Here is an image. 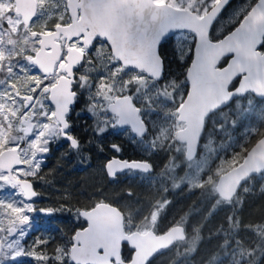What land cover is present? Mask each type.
Segmentation results:
<instances>
[{
    "label": "trees",
    "instance_id": "16d2710c",
    "mask_svg": "<svg viewBox=\"0 0 264 264\" xmlns=\"http://www.w3.org/2000/svg\"><path fill=\"white\" fill-rule=\"evenodd\" d=\"M170 1L184 5L181 6L183 8L186 6L198 15L214 3V0H193L191 2L194 4L188 5L178 2L180 0ZM255 1L233 0L229 3L214 22L210 39L218 40L229 33ZM45 27L52 29L53 25L48 23ZM0 30L10 44H6L5 40L3 44L8 46H0V52L9 53V58L20 57L17 40L22 39L25 32H11L2 17ZM180 33L170 37L171 44L161 50L164 78L158 82L150 81L153 84L149 87L150 91H154V85H164V91H167L174 84L184 81L192 59L194 34L190 31ZM180 36L183 41L178 40ZM95 49L100 51L101 63L111 59L103 44L97 45ZM260 49L264 52V38ZM21 55L24 56L23 53ZM225 61L223 59L220 65ZM85 67L90 68L88 64ZM127 75L126 71L118 69L115 78L118 90H125ZM104 108L105 105H102V116L96 118L87 114L68 116L72 125L70 130L75 132L81 144L75 152L70 150L69 144L64 142L58 131L51 132V128L46 126L44 130L36 128L33 131L32 134L40 132L39 135L46 136V147H50L51 151L45 152L34 174L22 173L25 164L22 169L15 170L14 175L31 180L37 193L34 201L24 200L20 189L2 172L6 178L5 183L0 184V217H5L0 220L3 229L15 218L18 207L8 205L6 210L5 203H33L35 208L52 211L49 216H40L36 223H25L24 227L29 229L22 245L27 255L6 259L2 264H60L58 257H63V264H74L69 258L73 236L86 226L79 211L93 207L102 199L117 206L123 213L126 232L152 228L154 232L161 233L172 225H184L186 238L158 253L147 264H264V172L255 173L247 179L230 201L222 200L214 187L218 176L240 163L248 149L264 135V99L248 93L232 101L221 114L211 115L205 124L196 159L192 162L196 165L187 169H175L170 161H162V157L155 160L159 142L151 140L149 136L144 147L136 143L129 145L124 133L120 134L123 138H112L110 135L107 140L104 136H97L94 122L97 125L114 123L112 115H108ZM150 120L154 124L165 122L155 115ZM53 123L56 125L54 120ZM82 125L89 132L86 141V131H82ZM14 126L11 130L5 129L6 141L0 151L9 146H18L24 151L30 145V136L22 133L19 126ZM110 144L122 148L121 152H112L123 158H133V150L142 152L140 157L151 162L152 170L147 173L129 171L128 176L109 181L102 170L96 148L102 145L106 147L105 152H110ZM89 156L90 160L87 159ZM172 169L174 172L171 174ZM195 174L199 175V181L195 184L190 185L188 181L177 184L178 177L182 179ZM168 201L170 203L166 209L161 211L160 206ZM154 213L158 215L155 221ZM131 254L132 251L124 245V260L128 261Z\"/></svg>",
    "mask_w": 264,
    "mask_h": 264
},
{
    "label": "water",
    "instance_id": "95a60500",
    "mask_svg": "<svg viewBox=\"0 0 264 264\" xmlns=\"http://www.w3.org/2000/svg\"><path fill=\"white\" fill-rule=\"evenodd\" d=\"M14 5L15 13L28 28L36 15L37 1L14 0ZM66 5L70 16L68 24L56 26L51 32H34L40 40L31 62L43 76L52 74L60 55L57 39L63 36L67 42L82 37L81 43L86 48H90L95 40L103 41L123 67L143 71L157 80L161 73L156 55L158 43L178 32L194 34L192 59L185 75L189 90L178 112V119L185 123V127L177 131L175 137L176 141L186 144V160L197 156L205 119L210 113L247 93L264 99V52L260 49L264 38V0H256L240 22L218 40L210 39V31L226 8L224 0H216L201 15L189 8L154 0H66ZM30 37H34L33 32ZM66 52L63 70L67 75L59 77L49 94L60 132L74 102L73 71L84 59L83 53L75 46H68ZM223 58L227 60L220 66ZM234 80H237L236 85L229 89ZM30 100L31 97L26 96L25 105ZM113 107L125 109L127 115H117L112 111ZM108 111L117 120L125 121L117 123L118 127L129 126L135 134L146 126L130 96H120L110 102ZM189 156L194 158L189 159ZM23 166L18 146L0 151V171L19 187L25 200L34 201L37 193L32 182L14 175V170ZM126 169L133 168L122 171ZM122 171H115V175ZM262 172L264 135L248 149L240 163L218 176L215 191L222 200L230 201L247 179ZM51 213L46 209L36 211L38 215ZM79 216L86 221V226L73 236L69 258L74 264H147L155 255L186 238L185 227L181 224L162 233L152 229L126 232L123 213L109 203L101 202L90 209H82ZM17 224L21 225L22 221ZM14 233L15 228H9V234ZM124 245L132 251L128 261L121 258Z\"/></svg>",
    "mask_w": 264,
    "mask_h": 264
},
{
    "label": "flooded vegetation",
    "instance_id": "af4514ba",
    "mask_svg": "<svg viewBox=\"0 0 264 264\" xmlns=\"http://www.w3.org/2000/svg\"><path fill=\"white\" fill-rule=\"evenodd\" d=\"M46 2H47V0H46ZM52 2H54L55 6H56L54 11H57L59 13V15H61V17L57 20H54L53 18L47 19L45 26L48 25V23H50L53 25L52 29H48L45 27L43 29V31H38V30H36V28H34V29L32 28V23L34 20H36V16L40 10V4H37L36 15L31 20L29 27L25 28L24 25H22L23 26L22 30L25 32L26 35H28L29 39L33 40L35 43L34 53L39 48L40 37H39V35H36V36L31 38L30 33H32V32L33 33L34 32H37V33L51 32V31L55 30V27L57 25H66L70 22V16H69L67 5H66V0H61L60 2H56V0H52ZM13 3H14V0H13ZM179 8H183V7H179ZM45 9H46V12H45L46 15L52 13L51 8L48 9L46 7ZM18 17L20 18L21 23L23 24L21 16L18 15ZM178 33H180V32H178ZM178 33H175L171 37H174ZM81 38L82 37L76 38L70 42H67L63 36H60L57 39V41L60 44L59 58L54 65V69L52 71V74L49 76H44V79L46 80L47 83H49V86H50L47 96H48L49 106L53 110V114H54V107H53L52 102L49 99L50 90H51L52 86L57 82L59 77L67 75V72L65 70H63V66L66 64V54H67L66 48L68 46H75L76 48H78L83 53L84 59L78 65V67L76 69H74V71H73L74 81L72 83V91L75 93V97H74V102L72 103V105L69 108L68 113L66 114L67 122H69L68 116L70 114H74V115L87 114V115H90L87 111L88 108L93 109V111L99 113V116H102V111H103L102 105L103 106L105 105L104 109L106 110V113L108 115H112V119H114V123H99L98 124V126H106L108 129V131L105 134L101 135V136H104L105 140H107L110 135L112 136V138H114V137L123 138L121 135L124 133V135H125L124 137H126L128 139L129 145L132 143H136L140 147H144L145 142L148 140L146 138L149 136L151 140H156L157 142H159L158 150L154 154L155 160H159V158L162 157L163 158L162 161H164V162L170 161V164H173L175 169L176 168L177 169H181V168L187 169L188 167H190L192 165V162H194V160L196 158H194L193 160H186V158H185L186 144L178 142L175 139L177 131H179L185 127V123L178 119V112H179V109H180L181 105L183 104V102L187 96L188 90H189V83L186 79V76H185L184 81H182L181 83L176 84V85L174 84L175 86L173 85V87H171L167 91H164V88H165L164 85H157V86L154 85V88H153L154 91H150L149 87L152 84L151 82H158L161 79L160 80H154V79L150 78L143 71H139L135 68L123 67L121 62H119L118 60H116L114 58L111 50L109 49L108 45L105 42L100 41V40H95L90 48H86L81 43ZM99 44H103L106 47V49L108 50L106 53L109 54V56L111 57L112 60L108 58V60H105L102 63L99 61L100 51H99V49H95V47ZM34 53H33V55H34ZM223 59L227 60V58H223ZM190 62H191V60H190ZM190 62H189V64H190ZM225 62H224V64H225ZM85 64H88L90 68L85 67ZM220 66H222V65H220ZM97 67H101V68L103 67V69H96ZM36 69H37V67H36ZM118 69L120 71L124 70V71H126V73H128L127 77H125L126 78V84H125V90L124 91L123 90L121 91V89L118 90L117 86H116L115 78H116V73L118 72ZM39 74L42 75L40 72H39ZM185 75H186V73H185ZM234 82H235V84L233 85ZM236 82H237V80H234L232 82V84L230 85L229 89L233 88L236 85ZM152 86H153V84H152ZM116 91L117 92L120 91V93L117 94ZM114 93H116V95ZM105 94L110 99L109 101H105V99H104ZM120 96H130L134 106L139 109V116L147 127V132L142 137H138L137 134H135L132 131L131 127H129V126L118 127L117 122H116L117 117L115 115L109 113V111H108L109 103L112 102L113 100H115L116 98L120 97ZM30 97L32 99V96H30ZM237 98H241V97H237ZM237 98H234L232 101H234ZM230 103L228 105H226L224 108L216 109L215 111L210 113L207 116V118L205 119V124H206L207 120L211 117V115H213L215 113L221 114V112L223 110H225L230 105ZM24 105H25V101H24ZM162 114L166 117H164ZM154 115L157 116L159 119L161 118V120L163 119L165 122H162L160 124L151 123L150 119ZM53 117H54V115H53ZM54 121L56 122V126H57L55 131L56 132L58 131L59 135L62 137V134L59 130L60 126L57 123V121L55 120V118H54ZM102 121L105 122L104 119H102ZM69 131L72 135H74L76 137V134L74 131H72V130H69ZM82 131L83 132L86 131V135H85L84 139H85V141L88 140L89 139V132H88V130L84 129L83 125H82ZM116 131H119V132L116 133ZM78 133H79V131H78ZM112 145H116V144H110V147L112 149V150H109L110 152H105L106 147H103V149H104L103 153L101 151H99L98 148H96V152L99 155L98 158L101 159L102 170L104 171V174L109 181L114 180L115 178H117L119 176H123V175L128 176L130 174L129 171H138L141 173L150 172V171L143 172L141 170L126 169L122 172L117 173L115 175V178H110L107 174L106 169H105V165L109 160L114 159V158H117L119 160H125V161H146V162L150 163L151 170H152L151 162L148 161L147 159L143 158V157L142 158L140 157V155H142V152L138 153L137 151L133 150L132 151V154L134 155L133 158L132 157L123 158V157L118 156L115 152H112V151H114L112 148ZM101 202L109 203V202L104 201L102 199V200L98 201L96 204L101 203ZM109 204H111V203H109ZM40 209H45V208H38V207L35 208V206H34L31 219L27 220V222L22 221L21 225L17 224L19 222L18 221L16 223V226L17 227H24L25 223H32V222L36 223V222H38L40 216H45L44 214H40V215L36 214V211L40 210ZM46 210H49V209H46ZM83 210H85V209H83ZM46 216H49V215H46ZM150 229H152V228L145 229L141 232H144V231H147ZM7 232L9 235V229ZM7 232L4 231V232H1V234H0V248H1V250H0V264L3 263L1 253H2V246H4L3 239H4V236L7 235ZM9 236H11V235H9Z\"/></svg>",
    "mask_w": 264,
    "mask_h": 264
},
{
    "label": "rangeland",
    "instance_id": "374dc122",
    "mask_svg": "<svg viewBox=\"0 0 264 264\" xmlns=\"http://www.w3.org/2000/svg\"><path fill=\"white\" fill-rule=\"evenodd\" d=\"M37 4H40V10L36 16V20L32 23V28H36L38 31H43L45 28V23L47 19L53 18L57 20L61 17L57 11H54L56 6L52 0H36ZM61 0H56L60 2ZM155 2H168L176 7H181L184 5L172 3L170 0H154ZM193 0H180L178 2H185L188 5H193L191 2ZM202 1V0H200ZM214 0L213 2H215ZM13 0H0V18H4L8 23V28L11 32L16 33L18 30L22 31L23 26L20 25L21 20L14 11ZM51 8L52 13L46 15L45 8ZM185 8H188L185 6ZM23 25V24H22ZM179 35H182L181 33ZM178 35V36H179ZM177 37L178 40L183 38ZM22 39H18V49L19 56L18 58H9V53L0 52V147H2L6 141L5 129L11 130L13 127L19 126L22 133L28 134L30 136V145L25 148L24 151L19 149L22 159L24 160V168L22 170L23 174H34L40 161L43 160V155L45 152L41 149L46 147V136H41L38 134H32L35 129H45L46 127L51 128V132H55L56 125L53 123V110L49 106L48 101V90L49 83L46 82L44 76H41L37 71L36 67L31 62V57L35 51V43L33 40L29 39L28 35L24 33L21 36ZM6 40L8 44L9 40L4 35V32L0 30V46H8L3 43ZM16 42V41H15ZM11 49V53H12ZM17 51H15L16 54ZM23 53L24 56L21 55ZM4 68H3V66ZM4 72V73H3ZM32 96V99L27 102V105H24L25 97ZM105 101L110 99L105 94ZM37 116V117H36ZM33 117H36L33 119ZM53 119V120H52ZM32 130L30 133L29 130ZM21 137L20 134H18ZM10 147V146H9ZM25 157V158H23ZM196 163L191 166H195ZM20 168V169H22ZM197 169H195V172ZM174 172V169L171 170V174ZM15 174V173H14ZM199 175H191L184 178L178 177V183L182 184L185 181H188L189 184L193 185L199 181L197 178ZM191 178L192 180H190ZM6 178L0 171V184H4ZM24 199V198H23ZM25 200V199H24ZM28 201V200H26ZM31 202V201H29ZM11 205L12 207H17L15 218L9 221L6 225V228L3 229L2 222L0 223V234L1 232L8 231L9 228H15V233L12 236H4L2 246V260H12L18 259L22 256H25V251L22 245V241L25 237L29 228L17 227L16 223L20 220L27 222L31 219L32 211L34 204L26 203L23 205H16L11 203H5L4 206L7 207ZM2 216V215H1ZM5 217H0V220ZM3 221V220H2ZM27 255V254H26Z\"/></svg>",
    "mask_w": 264,
    "mask_h": 264
},
{
    "label": "snow or ice",
    "instance_id": "6c2138e0",
    "mask_svg": "<svg viewBox=\"0 0 264 264\" xmlns=\"http://www.w3.org/2000/svg\"><path fill=\"white\" fill-rule=\"evenodd\" d=\"M230 3V0H224V7H227ZM222 10V9H221ZM57 27H59V25H57ZM47 34V33H45ZM37 33H33V36H36ZM162 42V41H161ZM159 42L158 43V47L156 49V55L157 57H159L160 60V65H161V73L160 75L157 77V80L163 79V57L161 55V50L163 48H166L169 44H171V38H168L166 40H163V44ZM44 47H47V45H45ZM88 113L90 114V116L96 118L99 117V113L93 111V109L88 108L87 109ZM112 111L117 113V115L119 116H126L127 112L125 109L123 108H116L113 107ZM125 121L123 119H118L117 123L121 124L124 123ZM106 123V122H105ZM72 125L70 122H66L63 125V129H61V132L63 133V140L65 143L69 144V148L71 151H78L79 148L81 147L80 144V140L78 137H75L74 135H72L70 133V129H71ZM94 129L96 130V135L97 136H101L103 134H105L108 129L106 126H98L95 122L93 125ZM147 132V127L145 126L144 128L140 129L139 131H137V136L138 137H142L145 133ZM97 148L99 151H103V146L102 145H97ZM112 148L115 152H121L122 148L119 145H112ZM41 151L43 152H50L51 148L50 147H45L43 149H41ZM194 158L193 156H189V159ZM87 159H91L90 156L87 157ZM124 168H133V169H140L142 171H151V165L150 163L146 162V161H132V162H128V161H121L119 159H113V160H109L106 165H105V169L109 175L110 178H115V171H122ZM264 190V189H262ZM130 194V193H129ZM170 203V201L166 202L165 204L161 205V211H163L164 209H166L167 204ZM158 219V215L156 213L153 214V220H157ZM171 231V230H170ZM165 236L168 235L167 233L164 234ZM122 259H125L123 256L121 257ZM50 259V257L48 258ZM60 261V264H63V257H58L57 258Z\"/></svg>",
    "mask_w": 264,
    "mask_h": 264
}]
</instances>
